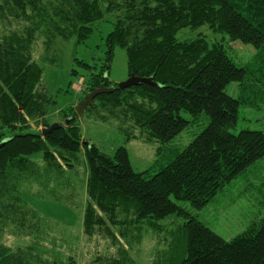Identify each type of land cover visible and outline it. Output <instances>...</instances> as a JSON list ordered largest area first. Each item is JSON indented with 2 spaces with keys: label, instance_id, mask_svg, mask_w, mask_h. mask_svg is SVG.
<instances>
[{
  "label": "trees",
  "instance_id": "trees-1",
  "mask_svg": "<svg viewBox=\"0 0 264 264\" xmlns=\"http://www.w3.org/2000/svg\"><path fill=\"white\" fill-rule=\"evenodd\" d=\"M7 1L0 0V143L7 141L0 147V241L6 228L19 235L40 231L43 217L25 198V187L43 199H61L60 189L72 186L70 173L84 156L82 224L89 238L97 231L112 235L110 224L183 215V251L165 262L159 253L153 264H264V216L227 240L178 203L204 209L264 158L263 130L235 131L241 106L256 108L264 101V0H13L19 11L13 15ZM105 15L114 19L106 37L108 60L120 46L128 75L151 78L153 84L97 95L86 109L102 121H117L127 141L166 144L191 122L182 112L204 113L209 120L189 145L169 151L156 173L135 171L125 145L109 155L85 143L80 115L71 105L61 122L54 121L58 129L42 133L53 124V102L45 69L34 56L38 36L82 43ZM21 19L27 23H18ZM204 25L224 39L178 38L184 28ZM223 40L255 47L254 59L237 62ZM83 64L90 69L87 92L102 84L118 86L104 76L108 63L102 72ZM234 83L239 96L228 92ZM44 253L37 243L14 249L0 243V264H49ZM121 258L136 264L125 252Z\"/></svg>",
  "mask_w": 264,
  "mask_h": 264
},
{
  "label": "rangeland",
  "instance_id": "rangeland-1",
  "mask_svg": "<svg viewBox=\"0 0 264 264\" xmlns=\"http://www.w3.org/2000/svg\"><path fill=\"white\" fill-rule=\"evenodd\" d=\"M9 1H7L9 5H6L8 11L11 7V11L13 10L11 14H18L16 12L19 11L13 9L14 1ZM113 20L111 16L105 15L103 20L94 24L93 33L82 43H76L74 38L65 40L59 36L49 40L43 34L38 36L34 56L44 67L43 79L48 90H51L50 97L53 103L49 118L53 124L54 121H62L61 118L65 115L64 108L71 105L75 110V106L85 98L86 93L90 92H87L86 86L90 69L82 65L83 62L94 67L93 72L99 71L108 63L104 76H109L108 82L112 85H118L129 78L127 53L123 48L115 47L112 59L108 60L109 46L106 37L112 31ZM18 23L25 24L27 21L21 19ZM199 35L210 42L224 39L222 34L215 33L208 25L196 29L184 28L178 33V38H196ZM223 41L232 48L231 56L237 62L246 63L254 59L255 47L240 42ZM74 71L78 74L74 75ZM228 92L239 96L237 84H232ZM262 100L259 102L260 106L256 108L248 104L241 106L235 131L246 128L264 131ZM182 115L191 122L183 129L184 131L166 144L141 139L127 141L126 133L119 130L117 121H102L87 109L78 117V121L86 142L99 146L109 155L121 145H125L135 171L152 170L156 173L157 164L169 151L189 145L209 122L204 113L197 117L189 112H182ZM41 156L40 152L35 154L37 159ZM83 157L78 169L70 173L72 186L60 189L61 199H43L34 193H28L25 187V198L43 217V222L39 226L40 231L34 235H19L13 228H6L2 240L6 235L15 236L14 247L37 243L39 249L45 252L43 255L49 264H117L119 261V264H130L125 260L121 261L123 252L132 257L136 264H153L154 260L159 258L157 257L159 253L165 262L183 251L185 243L182 226L187 221L183 215L170 214L159 220L147 218L140 223H128L125 227L110 224L112 235L97 231L91 238L86 236L82 219L87 198L85 191L87 168ZM178 203L225 239L235 237L254 220H261L264 216V158L258 159L244 175L232 181L223 192L204 206V209H191L184 201Z\"/></svg>",
  "mask_w": 264,
  "mask_h": 264
},
{
  "label": "water",
  "instance_id": "water-1",
  "mask_svg": "<svg viewBox=\"0 0 264 264\" xmlns=\"http://www.w3.org/2000/svg\"><path fill=\"white\" fill-rule=\"evenodd\" d=\"M142 82L153 84L151 78L138 77V76L133 75V74H131V76H129V78L126 81L119 83L117 87H113V86L112 87H105V85L102 84L100 87H96V89L87 93L85 95V98L75 106V111L78 112V114L80 116H82L85 113V108L88 105L94 104L93 100L96 97V95H98L100 93H105V94L112 93V92H114L115 89H117L119 87L122 89L130 88L131 86L139 85ZM59 125L60 124L54 123V124H52V126L50 128H43L42 133L43 134L51 133L54 129H58ZM87 142H85V143H87ZM6 143H7V141H3L2 143H0V147L5 145Z\"/></svg>",
  "mask_w": 264,
  "mask_h": 264
},
{
  "label": "clouds",
  "instance_id": "clouds-1",
  "mask_svg": "<svg viewBox=\"0 0 264 264\" xmlns=\"http://www.w3.org/2000/svg\"><path fill=\"white\" fill-rule=\"evenodd\" d=\"M27 239V238H25ZM0 243H3L5 247L7 248H13L14 249V244L16 243V237L13 235H6V238Z\"/></svg>",
  "mask_w": 264,
  "mask_h": 264
},
{
  "label": "bare ground",
  "instance_id": "bare-ground-1",
  "mask_svg": "<svg viewBox=\"0 0 264 264\" xmlns=\"http://www.w3.org/2000/svg\"><path fill=\"white\" fill-rule=\"evenodd\" d=\"M145 78H146V77H145ZM100 94H103V93H100ZM100 94H98V95H100ZM96 96H97V95H96ZM95 98H96V97H95ZM95 98H94V100H93V103H94V101H95ZM93 105H94V104H93ZM88 106H91V105H88ZM88 106H87V107H88ZM87 107H86V108H87ZM86 108H85V109H86ZM66 122H68V120H66Z\"/></svg>",
  "mask_w": 264,
  "mask_h": 264
}]
</instances>
